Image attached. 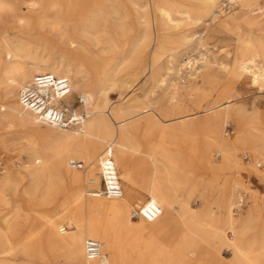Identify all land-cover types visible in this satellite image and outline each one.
I'll return each mask as SVG.
<instances>
[{
  "label": "bare ground",
  "instance_id": "1",
  "mask_svg": "<svg viewBox=\"0 0 264 264\" xmlns=\"http://www.w3.org/2000/svg\"><path fill=\"white\" fill-rule=\"evenodd\" d=\"M141 1L131 0V4L140 10L148 5V1ZM218 1L205 0L201 14H212ZM260 1L228 0V5L237 3L239 10L222 25L237 33L228 81L237 84L248 80L250 86L264 92V6L259 7ZM13 2L0 0V97L5 100L12 95L15 99L0 104V118L8 127L26 129L48 145L36 148L29 137L26 150L30 155L28 164L20 165L22 173L3 174L0 213L4 209L8 212L0 215V264H12L17 255L23 257L24 264H264V198L247 188V209L238 218L232 212L234 200L239 198L237 190L246 183L239 179L244 164L238 153H249L256 168L264 164V111L254 113L241 125L238 121L246 112L233 104L236 95L225 84L204 106L201 118L187 115L173 124V120L163 121L145 107L109 104L107 93L100 88L111 70L106 50L92 52V42L86 36L93 32L109 35L107 14L113 15L116 27L124 31L122 0H88L93 8L91 16L72 29L66 27L65 18L75 0ZM179 6L158 8V16L169 29L193 21L189 8ZM46 28L60 41L49 40L42 32ZM67 29L73 31L74 38H69ZM192 37L178 35L177 41L189 44ZM152 39L147 30L140 36L138 29L129 56L121 62L128 61L135 70L147 57L154 59L163 45L158 38ZM207 58L201 56L205 65ZM89 59L96 67L93 85L83 72V63ZM194 62L184 59L180 67L190 70ZM40 74L66 77L72 93L79 92L86 114L80 127L63 130L47 126L21 107L19 93ZM175 96L171 100L174 104ZM229 120L238 122L232 141L223 137ZM108 153L123 194L118 199L93 198L91 190L100 184L99 162ZM212 153L221 161L217 166L211 161ZM71 160L82 162L83 169L69 167ZM251 174L264 180L262 170H252ZM222 175L225 179L221 184ZM84 182L95 189L83 190ZM200 186L201 208L191 209L186 199ZM134 189L144 192L146 199ZM148 203L160 208L159 217L152 221L132 218L133 212ZM88 239L99 242L98 259L86 258L84 242ZM222 250L230 253L226 261Z\"/></svg>",
  "mask_w": 264,
  "mask_h": 264
},
{
  "label": "rangeland",
  "instance_id": "2",
  "mask_svg": "<svg viewBox=\"0 0 264 264\" xmlns=\"http://www.w3.org/2000/svg\"><path fill=\"white\" fill-rule=\"evenodd\" d=\"M9 1L14 3V0ZM146 1H148V5L137 10L131 4V0H122V15L126 19L124 20L126 25L124 31L120 32L114 21L115 17L111 14H107L105 20L107 19L106 25L109 35L93 32L94 35L86 36V38L92 42V52L95 53L102 48L106 50L107 55L105 54V58L108 59L106 62L110 63L111 70L107 81L103 83L100 88L107 93L109 104L125 107L130 105L129 107L132 108L145 107L148 110H152L151 112L157 118H162L163 121L172 122L173 120V122L170 123L173 124L175 119L187 115H194V118H201L203 116L202 109H205V107L215 99L216 93L222 88L221 86L225 84L231 86L233 88V95H236L233 104L242 106L246 112V114L240 116L238 121L241 125L248 123L250 121L249 117L253 116L254 113L264 111L263 91L260 92L258 89L250 86L248 80H244L237 84L228 81L227 71L234 57L236 42V35L234 34L237 33L233 28L223 27L222 21L239 10L237 3L232 2L233 4H230L232 8L225 10L222 8L224 5L229 4L228 0H219L217 4L218 8L212 14L203 15L201 14V9L203 8L205 0H142L141 2L146 3ZM15 2L19 3V0H15ZM95 2L96 4L98 3V1ZM87 3L88 0H75V3L71 5V12L65 18V25L67 28L69 26V28L72 29L73 26H77L91 16L90 12L93 8ZM176 5L189 8L192 13L191 17L193 21L182 23L178 29H169L158 16V8H173ZM260 5L261 7L264 6L262 0L259 2V7ZM81 9H83V12L79 14ZM220 9L222 10L218 13ZM71 29H67L68 36L69 38H74L75 35ZM98 29H95V31H98ZM127 29L130 31H127ZM138 29L140 36L147 30V33L153 38L152 40L158 38V41H160L163 46H161V52L159 49L158 53L155 54L154 59H149V57H147L145 63H143L144 65L142 64L141 68H138L140 70L136 68L134 70V67L129 66L128 61L123 63L121 60L129 56L130 44L137 36ZM42 32L45 36L47 35L49 40L53 42L60 41V38L56 37L49 28L44 29ZM120 34L124 35L121 36ZM182 34L188 36L193 35L192 42L185 45L179 43L177 37ZM113 38L116 39L114 40ZM83 39L85 41V38H82V40ZM85 43L87 44L86 41ZM110 47H112V49ZM201 56L208 57L207 60L210 65H205L201 60ZM184 59H194L195 62L191 66L192 69L190 68L189 70L188 66L180 67V65L184 64ZM83 65V72L87 76L86 81L90 85H93L94 73L96 71L94 60L89 59L84 62ZM195 68L197 69L195 70ZM175 93L176 104L171 101ZM77 98L81 99L79 92L72 93V96L67 100V105L73 104L76 106L77 111L85 112L82 109V104L79 106L75 104ZM14 101L15 99L12 95L5 100H2L0 97V104ZM238 122H236V120H229L227 122L223 129L226 134V136L223 135L225 139L230 141L234 140L237 135ZM41 130H44L43 126H41ZM130 135L141 136L142 133L130 132ZM29 137H33L36 148H43L48 145L44 139L39 138L38 135L32 134L26 129L8 127L6 122L0 118V188L3 181V174L6 171L21 172L20 165L23 163V165L28 164L30 154L26 149L28 148ZM245 152L246 151L243 150L238 153L240 161L244 164V169L239 173L241 174L239 179H242L241 181L246 183L244 187L238 188L237 190L239 198H235V204L232 209L235 218H238V216L247 209L249 197V191L246 190L247 188L255 190L260 194V197L264 198V180L262 178L258 179L251 174V171L255 169L262 170L264 173V164H262L260 168H256L255 159H252L247 152L248 157L244 156ZM245 157L247 158L245 159ZM211 161L216 166L221 162L215 153H212ZM224 179L225 175H222L219 182L222 184ZM82 188L86 191L92 188L95 189L94 187L86 185L85 182L82 184ZM99 188L100 184L96 190ZM134 192L140 194L142 200L146 199L143 195L144 192L139 189H134ZM202 192L203 187L200 186L191 194L190 198L186 199L185 193H181V196L187 200V204L191 209L200 210L202 203L200 196ZM241 195L244 196V207L239 211H235L234 209ZM220 211L223 215L225 214L224 208H221ZM7 212V209H4L1 211L0 215H6ZM230 236L231 234L227 231V237ZM250 236L251 234H249L247 238ZM221 254H223L222 257L225 261L230 257V253L226 250H222ZM24 263L25 260L22 256L17 255L13 257L12 264ZM37 264L41 263L37 262ZM46 264L57 263L51 261Z\"/></svg>",
  "mask_w": 264,
  "mask_h": 264
},
{
  "label": "built area",
  "instance_id": "3",
  "mask_svg": "<svg viewBox=\"0 0 264 264\" xmlns=\"http://www.w3.org/2000/svg\"><path fill=\"white\" fill-rule=\"evenodd\" d=\"M230 5L226 4L223 9L228 10ZM72 96L71 84L68 78L54 76L51 74L36 75L29 87L19 93L18 101L24 110L34 114L36 119L47 126L59 129L80 127L86 118L85 112L76 110L73 104L67 105L65 100ZM81 99L77 98L76 105H80ZM247 157H245L246 159ZM69 167L74 170H82L84 165L80 161H69ZM100 188L91 190V196H100L108 199H118L122 196L123 190L118 172L114 162L108 153L99 162ZM244 196L241 195L235 211L244 207ZM161 215V210L153 203H148L140 210L132 213V218L141 216L147 221H152ZM66 229L65 227L63 228ZM84 252L88 260H95L100 257L99 242L88 239L84 242Z\"/></svg>",
  "mask_w": 264,
  "mask_h": 264
}]
</instances>
